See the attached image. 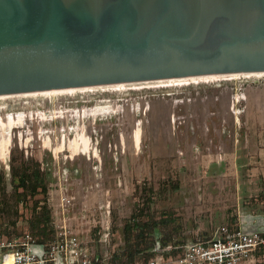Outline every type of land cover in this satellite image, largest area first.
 <instances>
[{"label": "rangeland", "instance_id": "374dc122", "mask_svg": "<svg viewBox=\"0 0 264 264\" xmlns=\"http://www.w3.org/2000/svg\"><path fill=\"white\" fill-rule=\"evenodd\" d=\"M221 78L0 98L3 122L8 114H25L21 126L0 128V137L12 140L0 157L4 198L12 193L10 152L36 159L50 173L45 242L65 232L88 257L109 264H125L121 228L138 208L148 207L158 222V233L146 239L155 244L149 259L219 225L255 226L264 234V76ZM106 105L108 113L91 112ZM77 133L90 138V156L68 152ZM13 203L16 213H0V232L40 240L30 230L31 203ZM252 257V264H264V247ZM146 261L138 254L132 263Z\"/></svg>", "mask_w": 264, "mask_h": 264}, {"label": "water", "instance_id": "95a60500", "mask_svg": "<svg viewBox=\"0 0 264 264\" xmlns=\"http://www.w3.org/2000/svg\"><path fill=\"white\" fill-rule=\"evenodd\" d=\"M257 73L264 0H0V97Z\"/></svg>", "mask_w": 264, "mask_h": 264}, {"label": "built area", "instance_id": "2783aa9c", "mask_svg": "<svg viewBox=\"0 0 264 264\" xmlns=\"http://www.w3.org/2000/svg\"><path fill=\"white\" fill-rule=\"evenodd\" d=\"M219 225L208 236L174 244L160 256L131 264H252L253 254L264 247L263 232ZM168 255V256H167ZM167 256V257H164ZM109 264L88 257L75 236L65 232L55 241L39 243L30 234L8 238L0 232V264Z\"/></svg>", "mask_w": 264, "mask_h": 264}, {"label": "trees", "instance_id": "16d2710c", "mask_svg": "<svg viewBox=\"0 0 264 264\" xmlns=\"http://www.w3.org/2000/svg\"><path fill=\"white\" fill-rule=\"evenodd\" d=\"M10 179L12 188L11 199L4 198L6 180L0 174V213H16L17 203H31L30 230L33 235L42 237L37 240L44 243L51 232V211L47 203L48 183L50 173L42 168L39 161L32 157H25L22 152H10L9 158ZM146 218V220H143ZM164 222V221H163ZM158 222L154 220L149 208H138L124 222L121 232L125 239L126 249L123 256L125 264L132 263L135 255L142 254L144 259H149L155 253L154 245L147 243V238H152L158 233ZM231 228V227H229ZM9 238L14 235L8 234ZM133 240V242H131ZM165 245V244H162Z\"/></svg>", "mask_w": 264, "mask_h": 264}, {"label": "bare ground", "instance_id": "6f19581e", "mask_svg": "<svg viewBox=\"0 0 264 264\" xmlns=\"http://www.w3.org/2000/svg\"><path fill=\"white\" fill-rule=\"evenodd\" d=\"M239 75H231L229 77H237ZM241 76V75H240ZM244 76H264V73H257V74H244ZM228 77V76H227ZM226 77V78H227ZM218 78L221 77H204V78H190V79H177V80H167V81H160V82H149V83H136V84H119V85H112V86H99V87H89V88H81V89H67V90H59V91H53V92H44V93H40L43 95H47V94H54V93H68V94H72L75 91H91L95 88H101V89H105V88H111V89H115V90H123L124 88H130V87H136L139 86V88H142L141 85H150V84H162V85H181V84H187L189 82H196V81H213L216 80ZM222 79V78H221ZM152 85V86H155ZM146 87V86H145ZM100 89V90H101ZM132 89V88H131ZM106 90V89H105ZM107 91V90H106ZM24 95H34V94H24ZM18 96V95H17ZM5 97H9V96H3L0 98H5ZM108 107H110L109 105H106L105 108L104 107H98L96 109H92L91 112H94L95 115L98 114H102V113H108L110 112L109 109H107ZM87 110H83V114H86ZM39 115L40 118H44V115L42 113L37 114ZM46 117V116H45ZM25 118V114L24 113H18L15 116H13L12 114H8L6 116V122H3V120L0 117V128L3 131H9L11 128L17 127V126H21L23 124V120ZM137 128L134 132V139H135V146L137 148H139V141H140V130H141V123L140 121L137 122ZM11 135L8 134V137L5 138L4 136L0 137V157L4 158L7 156L8 152H9V146H11ZM89 144H90V138L87 137L86 135H84L83 133H77L74 137V140L69 142L67 145V150L68 152L72 153V154H78L81 153L82 155H87L90 156V150H89ZM45 145L48 147H51V142L50 139L47 138L45 140ZM63 145H64V141L62 140V143L60 144V146H57L55 149L53 148L54 153L56 154V152H61L63 150ZM91 154L92 155H97L98 157V152H97V148H94L93 150H91Z\"/></svg>", "mask_w": 264, "mask_h": 264}, {"label": "flooded vegetation", "instance_id": "af4514ba", "mask_svg": "<svg viewBox=\"0 0 264 264\" xmlns=\"http://www.w3.org/2000/svg\"><path fill=\"white\" fill-rule=\"evenodd\" d=\"M140 144V143H139ZM139 147H140V145H139ZM243 229H244V231H246V232H252V231H258L259 229H257L255 226H249V225H247V226H243Z\"/></svg>", "mask_w": 264, "mask_h": 264}]
</instances>
